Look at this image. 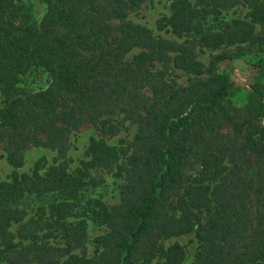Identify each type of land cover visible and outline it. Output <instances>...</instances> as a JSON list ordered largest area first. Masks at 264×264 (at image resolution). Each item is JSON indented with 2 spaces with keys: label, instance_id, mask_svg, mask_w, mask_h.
<instances>
[{
  "label": "trees",
  "instance_id": "obj_1",
  "mask_svg": "<svg viewBox=\"0 0 264 264\" xmlns=\"http://www.w3.org/2000/svg\"><path fill=\"white\" fill-rule=\"evenodd\" d=\"M145 1L41 0L38 20L21 1L0 0V147L13 168L0 183V264H150L162 241L189 233L202 248L193 264H264V0H240L258 34L222 18L236 0H170L173 34L256 46L241 107L230 70L203 67L194 43L156 38L129 19ZM154 61L194 78L169 81ZM116 116L138 125L129 150L94 139L75 173L64 162L20 173L31 149L64 156L83 124L115 129ZM128 151L111 212L106 178ZM91 228L105 232L93 239L96 255L71 252ZM60 238L68 247L53 243ZM164 257L184 264L186 251L174 240Z\"/></svg>",
  "mask_w": 264,
  "mask_h": 264
},
{
  "label": "rangeland",
  "instance_id": "obj_2",
  "mask_svg": "<svg viewBox=\"0 0 264 264\" xmlns=\"http://www.w3.org/2000/svg\"><path fill=\"white\" fill-rule=\"evenodd\" d=\"M27 5L35 14V18L41 20L45 13V6L41 3V0H18ZM222 18L227 22L234 20H241L249 22L254 25L251 20V10L240 0H236L235 3L221 10ZM171 16L170 0H147L141 3L136 9L132 10L129 15V19L135 24L148 28L156 38H162L164 40L183 43L185 41L194 43L196 46V57L199 63L203 67H210L213 61H217V67L221 69H228L232 72V79L239 85L242 90L239 95L233 99L234 105L241 107L246 103L247 91L249 86L254 83L255 76L252 74V68L260 60L256 54V46L254 44H247L245 47L237 50L236 47H207L202 45L194 35L177 36L171 32L168 25ZM256 33L260 31L259 26L254 25ZM138 51H134L128 55L129 59H132ZM148 67L154 72H162L164 76L172 82H176L179 85H187L193 78V75L184 73L183 71L176 69L171 62H151ZM115 129H102L98 124L92 123L83 124L78 131L72 134L71 147L69 151L60 156L54 150L46 148H34L31 149L26 156V165L20 170V173L30 174L32 169L39 166L41 169H46L50 166L56 165L59 162L66 163L69 173H75L83 163L87 160L86 150L90 142L94 139L104 140L110 146H115L119 150H126L130 148L138 125L135 123H122L121 118L118 116L113 118ZM129 151L124 153L119 160L114 163V172L108 176L107 184L108 189L105 190L104 200L108 209L114 212V209L118 207L121 200V191L126 185V171H127V158ZM13 172V168L8 163L2 148L0 147V183L7 180ZM197 171H191L190 174L196 175ZM103 196V195H102ZM21 229V225L15 226V231ZM18 233V232H17ZM90 237L89 240L84 242L78 247H68L65 239H56L55 243L59 247H68V249L76 254H81L85 257H92L96 255V244L93 239L102 235L104 231H95L91 228L88 231ZM177 240L184 247L186 251V260L184 264H193L198 254L201 251V244L194 233L183 235L179 238H171L162 241L160 252L156 253L155 258L150 264H167L164 257V252L169 245Z\"/></svg>",
  "mask_w": 264,
  "mask_h": 264
}]
</instances>
